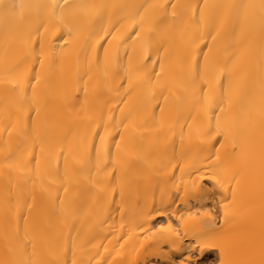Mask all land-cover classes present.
Masks as SVG:
<instances>
[{"label":"bare ground","instance_id":"bare-ground-1","mask_svg":"<svg viewBox=\"0 0 264 264\" xmlns=\"http://www.w3.org/2000/svg\"><path fill=\"white\" fill-rule=\"evenodd\" d=\"M0 264H264V0H0Z\"/></svg>","mask_w":264,"mask_h":264}]
</instances>
